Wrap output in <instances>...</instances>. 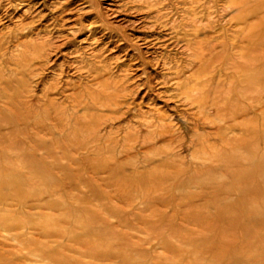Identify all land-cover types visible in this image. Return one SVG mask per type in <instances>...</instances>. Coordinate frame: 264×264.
I'll list each match as a JSON object with an SVG mask.
<instances>
[{"label":"rangeland","instance_id":"rangeland-1","mask_svg":"<svg viewBox=\"0 0 264 264\" xmlns=\"http://www.w3.org/2000/svg\"><path fill=\"white\" fill-rule=\"evenodd\" d=\"M263 5L0 0V264H213L212 238L184 217L191 197L242 183L210 160L230 155L226 141L250 138L245 157L264 161V80L245 97L252 82L228 65L248 55L264 70L248 49L256 15L245 21ZM214 92L235 98L220 101L235 109L225 122L212 118ZM215 163L216 176L193 173ZM243 252L264 264L261 249Z\"/></svg>","mask_w":264,"mask_h":264},{"label":"bare ground","instance_id":"bare-ground-1","mask_svg":"<svg viewBox=\"0 0 264 264\" xmlns=\"http://www.w3.org/2000/svg\"><path fill=\"white\" fill-rule=\"evenodd\" d=\"M260 8H262V7H260ZM256 9L258 10L259 8L257 7ZM262 9H264V8H262ZM260 10L261 9H259L258 11L261 12ZM258 11L251 10L250 12H248L247 19L245 21L248 20L247 23H249L250 17H253L254 15H256L253 18H256L257 23H256V21L253 22V23H250L249 24L250 25L249 26L250 27L249 31L260 32V38L257 40L255 37H254L255 38L254 39V38L251 37L252 35H250L249 36V48L248 49L251 50L252 54H254L255 51H258V54H259L258 60L261 61L262 59H264V15H261V17H259V14H261V13H259ZM263 12L264 11H262V13ZM252 34H254V33H252ZM252 51H254V52H252ZM255 54H254V57H255ZM219 57L220 56L215 58V60L224 61L222 56H221L222 59L219 58ZM254 57H252V58H254ZM241 58L243 59V57H241ZM228 60H230V59H228ZM254 63H256V61L254 62L253 59H251L248 55H246L244 57L243 65H238L237 66L234 61H231L230 63L228 62V65H230L234 69H238V70L240 69V71L244 74V75L243 74L242 75L244 77L245 76L247 77V80L250 79V81H251V78H255L256 77L255 80L258 78L257 80H262V82H263V80H264V70H262L260 67H259V69H257L258 71L252 70V68H254V67H252L254 65ZM261 64H264V63H261ZM225 72H227V71H225ZM240 75H241V73H240ZM234 77L236 78V76H234ZM234 77H232L233 79H231L232 80L231 81L232 87H231V91L228 90L229 94L238 93V90H237L238 89V84H240V86H242L241 83H239V82L236 83ZM210 80H212V79H210ZM252 80H254V79H252ZM255 80H254V82L251 81L252 82L251 85H248V84H250L249 80H248V84H247L248 86L243 84V88H245V86L247 87L246 89L242 90V93L245 94V97L250 94L251 88H249V86L252 87V85H254V84L256 85ZM208 83H209V81H208ZM218 84L221 85L220 83H218ZM228 84L230 85V83H228ZM255 85H254V87H256L258 85V82H257V85L256 86ZM218 87H220V86H218ZM254 87H252V88H254ZM211 88L212 87H210L209 89H211ZM228 88H230V87H227V89ZM255 89H252V90L256 91ZM218 90L219 89H217V91ZM262 91H263V89H262ZM205 92L207 93L206 94L207 96L203 95L201 97V100H200V103H201L200 104V110L202 111L203 115H207V110H205V109H207V107H206L205 104H206V102L208 100V92H209V90H208V92H207V90ZM222 92H223V89H222ZM261 93H264V91L261 92ZM210 94H212L211 90H210ZM258 94H260V93H257L256 95H258ZM261 95L262 94H260V96ZM228 96H230V95H228ZM239 96H241V93H240ZM255 96L252 95V97H254V98H255ZM258 96H256V98H259ZM229 99L232 100V99H235V98H233V97L230 98L229 97L227 99V98H225V96L223 97V94H221L219 92H216L215 94H213V98L211 99L212 101L210 103L209 102L208 103L210 104L209 108H212V110L214 111V116H212V118L214 117V120L216 119V120H219L220 122L221 121L225 122V121H227V117H230L229 114L232 115L230 112L234 111L235 109L232 110L231 106H229L231 108V111H229V109H224L222 107H221L222 109L220 108V101L221 100H224V101L227 100L228 101ZM224 101H221V102L224 104ZM232 102L233 101H231V103ZM244 110L245 109H243L242 112H244ZM250 113L251 112H249V114ZM245 114H246V110H245ZM249 114H248V116H249ZM207 119H211V118L209 117ZM228 122H229V120H228ZM219 131H221V129ZM200 138L204 139L203 137H200ZM249 139L250 138H248V143H250ZM246 141L245 142L243 141V143H240L239 146L238 145L232 146L233 145L231 143L232 141L230 143H229V141H226L227 145L225 143L224 144L226 146V150L228 151V153H230L229 156H228V154H223V156H221L219 153H221L224 150L220 149L221 147L220 148L217 147L219 149V151H217V153L219 152L218 153L219 156H218V154H216L215 158H212V159L208 158L210 160H217L218 161V165H221V164L222 165H224V164L230 165L228 167V169L223 170V173L227 174V175H235V176H237L238 179L242 178L241 179L242 183L240 182L241 184L240 183L238 184V182H237L236 184L232 185L231 187H226L227 186L226 185L224 187H217L214 190H212V185H211L210 187H211L212 191H210L211 192L210 198L206 199V197H207L206 193L207 192L205 193L203 191L204 194H203V196H201V198H199V201L205 200V202L201 203L200 205H197V204H195V202H196V199H198V198L195 199L194 197H191L192 200L188 203V207H187L188 208V213L184 217L185 221H187L188 223H193L194 225L200 227L202 231H205V233L210 238H212V246L210 247V250L214 251V254L216 253V258H215V261H214L213 264H249L250 261H248V258H246L244 256V254H243L244 253L243 251L245 249L247 251L253 252V254L256 253V250L261 249L262 250L261 254H263V256H264V247H262L259 243H256V244H258L260 247H258V245H256V244H253L250 241H247L245 243L243 240L239 239V234L240 233L242 235L241 237L248 238V237H250L252 235H255L256 237L257 236H261L264 239V234L262 235V232H261V230H264V161H262V162L260 161L259 162V161H254L253 160V157H254V150L253 149L252 150H248L249 151V156L245 157L246 155H244L245 154L244 150L247 149L246 148L247 146H250V145H247L248 143ZM205 147L203 149L204 151L202 152V156H204V153H205V150H206ZM251 147L254 148V146H251ZM251 147H249V149ZM210 148L214 149V146H211ZM199 149H200V147H199ZM215 149H214L213 153H216ZM197 152H195V154ZM245 152H247V151H245ZM199 155H201V153ZM247 155H248V152H247ZM194 159H197V156ZM202 167H204V166H202ZM202 167H197L196 170L194 169L193 173H195V174L196 173L197 174H206V175L208 174L210 177L216 176L217 174L221 173L220 172V168L217 167V164H216V167L214 166V167H212L210 169H206V168L202 169ZM222 169H224V168H222ZM151 170H150V172H148L149 173V178L151 177L150 173L153 172V171L151 172ZM155 170H156V172H158V169L155 168L154 171ZM185 171H186V168H185ZM117 172H118V170H117ZM182 172H183V170H182ZM167 174H170V173H167ZM172 174L173 173H171V175ZM136 176L140 179V178H143V176H145V175H144V173H137ZM153 176H154V174H153ZM137 183H138V181H137ZM146 186H147L146 187L147 190H150V191L151 190L157 191L158 189H160L159 186L157 184H154V183H149ZM141 190H143V189H141ZM146 192H149V191H146ZM146 198H147V196H146ZM236 212H242V213H244V216H238V215H236ZM206 234H204V235H206ZM185 236H184V238H185ZM200 238H201V236H200ZM202 238H204V237L202 236ZM203 250L204 249L201 248L200 253L204 254V253L207 252V251L201 252ZM252 258L255 260L256 257L255 258L252 257Z\"/></svg>","mask_w":264,"mask_h":264}]
</instances>
